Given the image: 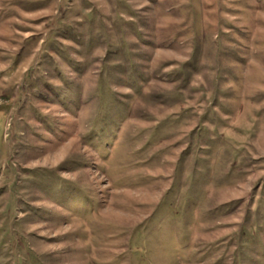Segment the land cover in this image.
Wrapping results in <instances>:
<instances>
[{
	"label": "rangeland",
	"instance_id": "rangeland-1",
	"mask_svg": "<svg viewBox=\"0 0 264 264\" xmlns=\"http://www.w3.org/2000/svg\"><path fill=\"white\" fill-rule=\"evenodd\" d=\"M0 264H264V0H0Z\"/></svg>",
	"mask_w": 264,
	"mask_h": 264
}]
</instances>
